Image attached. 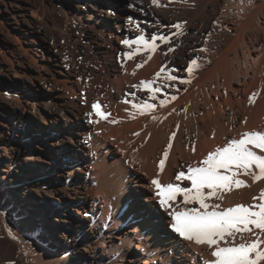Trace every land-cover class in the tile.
Segmentation results:
<instances>
[{
    "label": "bare ground",
    "instance_id": "bare-ground-1",
    "mask_svg": "<svg viewBox=\"0 0 264 264\" xmlns=\"http://www.w3.org/2000/svg\"><path fill=\"white\" fill-rule=\"evenodd\" d=\"M55 5L60 14L50 21L45 0H26L20 6L16 21L26 23L31 33L34 27H42L68 39L73 38L75 28L80 35L90 30L96 34L89 38L98 43L97 53L92 47L87 51L92 67L89 72L96 80L89 89H81L84 91L82 103L69 100L76 80L63 69L58 72L66 78L54 76V80L63 83L64 91L56 92V86L53 89L56 93L49 95L46 101L47 109L53 110L61 104L78 118L70 127H78L82 135L77 145L79 153L64 145L63 155L77 154L89 172L75 178L80 195L67 194L68 199L61 200L60 205L47 200L35 204V197L17 186L18 179L10 187L0 183L3 264H203L211 258L208 249L182 240L171 230L170 217L155 206V189L150 181L159 177L164 184L175 182L190 186V182L175 181L179 171L196 166L210 151L224 146L230 139H239L243 132H264V0H159L155 8L172 13L176 19L151 35H171L172 42L181 37L185 57L181 61L169 55L172 43L160 41L155 53L141 51L128 59L125 54L132 52L136 45L129 48L122 41L134 40L143 33L132 29L128 22L118 23L119 31L113 35L118 43L114 44L112 36L103 32V27L112 21L110 14L83 11L71 14L64 2L57 0ZM174 24L183 27L176 29ZM192 24L196 28L188 34L187 27ZM26 32L25 35L32 36ZM109 44L121 55L115 56L109 51ZM32 59L37 61L33 55ZM62 59L56 58V64L62 65ZM192 60L199 66L190 74L187 68ZM142 63L143 67H138ZM165 65V74L177 76L176 81L166 80L165 74L156 78V73ZM32 76L39 80L46 78L41 70ZM147 80H155L153 87L162 88L155 100L150 92L135 87ZM2 86L0 79V93ZM253 93L257 94L255 102L250 103ZM161 100L167 101L165 106L160 105ZM96 102L102 111L110 114L107 120L96 116L91 107ZM145 102L156 107L141 115L132 105ZM153 116L157 119L153 120ZM0 124H3L1 119ZM172 133H176L171 140L173 146L165 170L160 173L159 160ZM0 137H3L1 126ZM63 142L57 141L58 144ZM257 152L259 154V150ZM30 164H27L26 174L33 181H39L42 175L39 167L34 172ZM54 166L63 170L56 163ZM241 178L250 187L228 194L225 206L250 204L252 197L264 189V180L253 182L250 176ZM20 182V185L26 183ZM10 189L19 190L25 196L21 201L11 198ZM73 207L82 215L73 220H61L76 226L74 232L63 224H56L49 233L51 240L46 239L44 221L51 222L53 214L70 213ZM61 237L64 241L59 239ZM82 244L87 245L84 253L76 249Z\"/></svg>",
    "mask_w": 264,
    "mask_h": 264
},
{
    "label": "rangeland",
    "instance_id": "rangeland-1",
    "mask_svg": "<svg viewBox=\"0 0 264 264\" xmlns=\"http://www.w3.org/2000/svg\"><path fill=\"white\" fill-rule=\"evenodd\" d=\"M56 1L45 0V4L49 7L48 19L50 21L53 17H59L60 14L55 5ZM58 1L64 2L66 6L70 7L71 14L82 11L93 12L95 15L108 16L110 14L111 18H109L112 21L103 27V32L105 35L112 36L114 44L118 43L116 37L113 36L119 31L118 23L128 22L132 29L149 35L155 32L154 30L158 31L176 19L172 13H164L156 9L152 0ZM24 3L26 0H0V79L3 80V90L0 93V107L3 115L0 117L3 121V124H0L3 130V137H0V183L5 187H10L13 185V181L18 179L19 182H26L23 185H20L19 182L16 184L23 188L30 197H35V204L47 200L51 204L60 205L59 202L66 199L67 194L80 195L76 191L79 187L74 181L81 175H87L89 168L79 156L77 157V154L63 155L64 145L66 148L72 149L74 153H79L77 145L81 142L82 135H79L78 127H75L76 129L70 127L78 121V118L68 109L69 107H64L61 104L54 107L55 110L49 109L50 107L47 109L46 101L48 96L53 95L57 90L64 91L63 83H57L54 76L66 78L65 74H69L76 80L75 91L69 100L82 103L84 91L81 89H89L96 80V77L89 72L92 67L89 65L91 57L87 55V51L92 47V51L96 52L98 43L89 38L91 34L93 37L96 36L92 30L80 35L81 32L75 28L72 39L56 36L49 29L42 27H34V33L28 32L26 23L19 24L16 21V15L19 14L20 6ZM130 4L134 7H129ZM137 23H139V27H137ZM195 28L196 25L192 24L187 27L186 32L191 34ZM25 31H27L26 34L30 33L32 36L25 35ZM171 43L174 51L169 55L179 61L183 60L185 57L181 51L184 45L182 38L177 37ZM113 48L114 46L109 44L107 49L118 56L120 52ZM32 55L37 58V61L32 59ZM58 57L63 58L64 67L63 64H56L55 60ZM59 69H63L65 74L59 73ZM39 70L46 77L43 80L32 76ZM54 88L56 92L53 91ZM52 99L54 100V97ZM58 140L64 142L58 144ZM28 163H31V170L34 172L39 167L38 170L42 174L39 175V181H33L26 174L29 170ZM54 163L62 166L63 170L59 171ZM71 175L72 177H70ZM10 190L8 196L16 197L18 201L22 200L23 195L25 196L19 190ZM3 209L6 210V207L4 206ZM82 210L86 212L85 208ZM80 215L82 214L74 207L70 213L53 214V222L44 221L43 236L51 240L49 233L52 232L51 228L56 224H63L65 228H70L74 232L76 226L68 225L67 221H62L61 218L73 220ZM59 239L64 241L63 237ZM61 247L64 248L65 245L62 244ZM86 247L87 245L82 244L76 249L84 253ZM72 255L75 256L76 253L73 252ZM79 256L77 257L80 258ZM0 264H3L1 252Z\"/></svg>",
    "mask_w": 264,
    "mask_h": 264
},
{
    "label": "snow or ice",
    "instance_id": "snow-or-ice-1",
    "mask_svg": "<svg viewBox=\"0 0 264 264\" xmlns=\"http://www.w3.org/2000/svg\"><path fill=\"white\" fill-rule=\"evenodd\" d=\"M152 3L159 6V0H152ZM129 7L134 5L130 4ZM173 27L182 29L183 25L174 24ZM157 41L171 44L172 36L149 34L146 37L141 34L134 40L124 39L122 43L129 48L136 45L132 52L125 54L131 59L141 51L155 53L159 47ZM168 51L172 52L174 49L169 47ZM148 59H151V55ZM198 66L197 61L192 60L187 71L191 74ZM138 67H143V63ZM166 67L162 66L156 73L157 79L166 73ZM165 79L176 81L178 77L165 74ZM154 84L155 80H147L141 81L140 85L135 87H142L150 92L151 98L155 100L157 94L162 92V88L153 87ZM256 95L252 94L249 98L250 103L255 102ZM171 99L174 100L176 97ZM166 103L165 100L160 101L161 106H165ZM132 106L141 115L151 112L156 107L155 104L147 102L134 103ZM91 107L100 119L109 118L110 114L102 111L98 102L93 103ZM152 119L155 120L157 117L153 116ZM134 135L138 136L140 133ZM175 135L176 133H172L167 148L163 150L162 158L159 160L160 173L165 170V162L173 146L171 140ZM242 176H250L253 182L264 180V132H243L239 139H230L224 146L210 151L196 166L179 171L175 181L190 182V186L188 184L181 186L175 182L164 184L159 177L150 181L155 189V206L170 217L168 226L171 230L182 240L208 249L211 258L203 261V264H264V189L252 197L250 204L225 206L228 194L250 187ZM179 197H182V200L178 202Z\"/></svg>",
    "mask_w": 264,
    "mask_h": 264
}]
</instances>
